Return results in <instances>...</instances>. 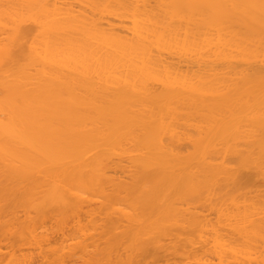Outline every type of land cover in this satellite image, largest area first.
Listing matches in <instances>:
<instances>
[{"label": "bare ground", "instance_id": "bare-ground-1", "mask_svg": "<svg viewBox=\"0 0 264 264\" xmlns=\"http://www.w3.org/2000/svg\"><path fill=\"white\" fill-rule=\"evenodd\" d=\"M0 264H264V0H0Z\"/></svg>", "mask_w": 264, "mask_h": 264}]
</instances>
